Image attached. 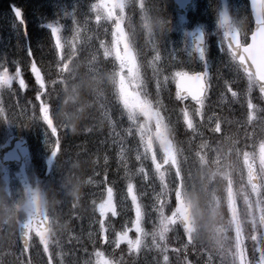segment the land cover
<instances>
[{
    "label": "rangeland",
    "instance_id": "1",
    "mask_svg": "<svg viewBox=\"0 0 264 264\" xmlns=\"http://www.w3.org/2000/svg\"><path fill=\"white\" fill-rule=\"evenodd\" d=\"M122 1V9L119 8L121 10L116 15L115 10L118 8L115 6L120 5L121 0H103L113 15V22L109 26L114 39L111 40L109 53H104L111 72L91 68L93 77L97 73L101 75L102 99L99 108L86 104L87 110L81 115L85 118L89 111L92 123L91 130H88L94 132L100 127V132H103L102 127L110 122L111 115L106 110L111 104L110 100H105V86L108 85L109 99L114 100L122 109L115 125L124 120L133 135L138 127L139 145L128 148V152H135L132 155L129 156L127 152V135L112 129L106 135L111 140L109 151H103L100 147L90 154V157L101 156L104 160L112 159L113 149L126 150L120 157L125 172L119 181L122 183L120 187L128 184L127 203L122 193L106 198L103 217L98 215V204L101 201L99 186L104 176L98 174L101 165L100 159H96L92 170L89 173L79 171L78 179L75 180L80 181L74 187L75 191H80L78 208L74 207L79 213L76 217L64 213L60 221L61 216L56 212L59 203L54 201L52 194V220L43 192L39 186L31 184V177L38 176L43 168L49 169L53 165L58 155L57 140L52 141L57 154L51 157L50 163L48 130L38 120L32 119L33 109L27 103L34 94L32 88L35 81L28 85L27 95H23L18 90L22 82L15 71L10 68L6 75L0 71V142L8 135L17 134L31 140L33 149V159L27 160L26 177L15 169H0V264H122L125 261L124 254L130 258V264H139L142 253L156 260L157 264H264V102L252 100L254 89L246 83L238 95L232 90L218 91L214 100L207 98L206 108L202 111L188 112L178 117L175 111L167 109L170 121L160 114L158 108V103L163 105L166 92H170L174 84H164V77L171 70H178L174 65L187 70L202 67L198 54H191L180 35L187 39V29L192 21L193 28L211 29L213 42H220L230 24L225 9L227 0H213L212 4L211 0H201L199 8L187 21L183 17L176 21L170 15H166L165 19H154L150 13L145 12V7H140L144 0ZM57 2L59 0L53 2L54 6H57ZM130 5L135 6V10L131 11ZM230 5L234 14L238 15L235 16L237 22L248 30L249 17L245 14V0H230ZM15 6L19 9L18 3ZM131 13L133 17L137 16L136 19ZM98 18H105L102 9H98L92 16L94 20ZM58 22L57 30L53 31L55 38H58L57 33L65 34L64 28L71 29L74 35L81 29L80 23H70L62 17V9ZM201 22L211 23L212 26H202ZM130 25L134 26L135 32L131 31ZM173 27L177 30L176 34L172 31ZM67 37L71 39L73 48L81 43L78 34L74 38L76 40ZM10 40L17 50L25 44L13 9H0V55L8 56V52H3V49L10 46ZM132 42L135 46L142 44L147 54L150 70L148 79L143 76V59L141 66L133 58L130 48ZM109 55L112 57L108 58ZM73 57L67 55L57 71L62 73L68 70L67 65ZM93 60H97L96 56ZM32 73L41 89L46 88L48 93L44 103L37 106L36 112L46 122L48 129H56V120L66 115L69 122L74 121L71 116L81 123L84 121V118L80 120L81 115L74 114L75 107L67 105L57 92L69 90V93L79 96L75 92L78 91L76 80H70L63 86L58 77L55 83L61 87L57 89L54 85H46L43 75L35 66H32ZM8 77H11L10 81ZM231 77L235 78L233 72ZM16 78L17 82H13ZM220 81L221 77L218 79ZM89 82L92 85L96 80L91 78ZM172 89L175 90V87ZM96 91L100 93V90ZM240 97H244L241 100L245 102V111L241 122H238L226 104L228 100ZM51 99H54V105ZM91 99L94 102L100 101L97 94ZM79 101L82 103L87 99L81 98ZM233 106L236 110L241 109L238 102L233 101ZM227 115L233 122H230ZM21 123L27 127H21ZM177 128L183 133L178 134ZM68 132L73 133L71 127ZM176 134L181 139V145L174 144ZM52 135L55 137V131ZM59 135L64 137V134ZM182 135H186L188 143L184 142ZM71 163L77 164L75 157ZM250 168L260 175L261 181L256 186L248 178ZM153 169L158 171L156 175L152 173ZM65 186L73 187L71 184ZM56 195L64 198V189L57 188ZM35 207L51 218L47 233L39 234L33 229L37 211ZM193 208H202L206 221L218 214L219 218L214 223L226 227L227 240L223 247H217L211 239L215 235L208 231L212 227L211 221L202 223L197 232L190 230V236L182 233L178 227L179 216L188 217L192 223ZM118 211L121 220L113 228L111 216ZM102 219L104 224L100 223ZM125 221L128 223L124 224ZM19 224L31 229L27 247H22L18 239ZM247 242L251 246H247ZM174 245L180 253L174 252ZM198 247L204 251L197 250ZM187 248L190 257L187 255L188 260L185 261L182 256ZM199 255L202 260L198 259Z\"/></svg>",
    "mask_w": 264,
    "mask_h": 264
},
{
    "label": "snow or ice",
    "instance_id": "2",
    "mask_svg": "<svg viewBox=\"0 0 264 264\" xmlns=\"http://www.w3.org/2000/svg\"><path fill=\"white\" fill-rule=\"evenodd\" d=\"M250 7H251V18H252V29L255 30V28L260 27L261 25H264V11L258 9L255 0H249ZM13 7L14 16L16 17V21L18 22L20 32L25 37V44H24V52L25 55L23 56L22 60H11L7 56V54L0 55V71H3L6 75L7 72L11 69L15 71V74L17 77L23 79L24 78V72L26 70H29L32 74V78L35 81L32 91L33 96L31 99L27 101L29 105L32 106L33 109V116L32 119L34 121L38 120L39 123H42L46 129L48 130L47 136H48V147L50 149V160L51 163L52 159L51 157H54L57 153L55 151V147L52 144V141L54 139L59 140V131L56 129H48L46 122L43 120L42 117L37 116V106L44 103L45 97L48 95L46 88L41 89L40 84L37 82V78L35 74L32 73V65L35 64L37 68L41 69V74L43 75V69L42 65L45 63V52L43 45H38L37 50L34 53L33 47L30 42L27 41V22L23 18V11L22 9H17L15 5ZM259 20V23H258ZM224 23V21H222ZM47 28L50 33V43L47 44L49 53H51L54 50L55 45V37L53 36V31L56 29V21L50 22L47 25ZM202 32L195 33L193 36L198 37L201 36ZM229 38V43H230ZM206 41L201 39V42L197 45L195 52L198 54L199 61L202 62V71H188L181 68L179 65H174L173 67L177 68L178 70L170 71L169 75H166L164 77V84L167 85L169 82H175L176 85V76L178 73H185L188 76L192 78H201L202 82L204 84L203 90L201 95L196 96L192 92L188 91H177L175 88L174 95L170 92V98L172 99L174 103L173 111H175L178 115V117H182L185 113L193 112V111H202L206 108V100L208 98V93L212 90V76H211V69L212 65L209 63L208 56H207V48L205 46ZM219 49L221 55V60H223V57L225 55H230V53H225V45L224 41L221 40L219 42ZM187 50V49H186ZM38 53V54H37ZM237 55H239V50H237ZM234 59V57H233ZM217 79H220L221 74L219 73V70H217ZM8 80H11V77H8ZM226 87H230L227 82H225ZM157 87L159 88V81L157 82ZM27 91L28 90V84L25 80V87L21 88L20 91ZM191 100L194 103L189 104L188 101ZM51 105L49 104V111H50ZM21 127H27L23 123L20 125ZM55 131V137H53L52 132ZM100 192H101V201L98 204L99 212L98 215L103 217V211H104V199L109 197H116L119 194H123L125 197V202L127 203V190H128V184L125 183L122 187H118V182L116 180H111L109 178V175L107 172H105L103 181L101 183ZM131 211V209H129ZM111 220L113 221L112 227H116V222L121 220V213L118 211L116 215L111 216ZM101 224H104L103 219L100 221ZM128 221H125L124 224H127ZM122 227L124 225H121ZM103 242V241H102Z\"/></svg>",
    "mask_w": 264,
    "mask_h": 264
},
{
    "label": "trees",
    "instance_id": "3",
    "mask_svg": "<svg viewBox=\"0 0 264 264\" xmlns=\"http://www.w3.org/2000/svg\"><path fill=\"white\" fill-rule=\"evenodd\" d=\"M27 1L30 5V9H28L30 13L27 16V19L29 18V16H31L29 23L27 24L28 25V33L30 35L33 34V36H34L33 40H32V42L34 44V53L36 52L38 45L45 46L44 51L46 49V51L49 55L50 71L54 75V73L56 72V65L59 64V56H58L59 53L56 50V45H54V50L51 53H49V49L47 46V40H48V43H50L49 30L45 26L39 24L38 21L36 19H34L35 16H32V14H31V12H33V14L40 13L41 12L40 9H43L45 7V5L47 4V0H27ZM74 8L75 9H73V10L67 9V12H70L72 14L73 17H71V18L78 20L80 17V14L78 13V11L76 9L77 7L74 6ZM58 10H59V8L55 9L52 4L49 8H47L46 13H49L48 15L51 18V20H50L51 22L55 21L56 15L54 16V14H56L58 12ZM64 17H65L66 21L70 22L67 14H64ZM33 20H36V22H34ZM42 36H45L46 41ZM54 79L55 78H53V76H49V78H47V82L49 83L50 87L55 84ZM25 80H26L27 84L30 85L31 77L27 71L24 72V78L21 81L22 85L19 88V91L21 88L25 87ZM15 82H17V81L15 80ZM55 87L57 89H59V85H55ZM20 92L27 95L28 90L27 91L21 90ZM81 92L83 93V96L90 95V93L86 89H81ZM63 95L64 94H61V96H63ZM51 100H52L51 104L54 105L55 104L54 99H51ZM74 104L76 105L77 103L75 102ZM83 118H84V116L81 115L80 120H83ZM65 119H66V117H60L56 120V125H57L56 130H58L59 133L64 134V137L61 138L59 135V140H57V149H58V155L57 156L58 157H57V160H55L56 163L53 161V163H55V165H54L55 168H54L53 172L51 173V175H53V178L51 181L54 185L64 184L63 180L62 181L58 180L59 179L58 174L60 175L61 178L67 176V177L73 179L78 175L79 169L80 170L81 169H87L90 166V162L87 160L88 151L91 148L96 146L94 143L98 139V136L96 135V133L89 131V130H91V128H90L91 125H88L87 122L83 121L81 123V122H79L78 119H76L72 122L71 121L69 122V121H65ZM73 123H75L77 130H76V132L69 134L68 128ZM86 131H87V134H85ZM99 143H100V139L97 140V146H99ZM82 155L86 158L85 159L82 158ZM73 157L78 159L79 168H78L77 164L71 163V159ZM42 171L43 172L39 176H36V178L38 180H42L45 174H47V173L49 174L48 169L46 167L43 168ZM46 179L47 178H45V180ZM71 206L72 205H71L70 201H66L63 204V207L61 206V211L71 215L75 212V208L72 209ZM151 264H153V262H151Z\"/></svg>",
    "mask_w": 264,
    "mask_h": 264
},
{
    "label": "water",
    "instance_id": "4",
    "mask_svg": "<svg viewBox=\"0 0 264 264\" xmlns=\"http://www.w3.org/2000/svg\"><path fill=\"white\" fill-rule=\"evenodd\" d=\"M258 9L264 11V0H255ZM184 10V8H181ZM259 23V20H258ZM230 38V43H229ZM226 38L227 43L236 54L241 66L248 72L253 73L264 96V25L255 28L250 34V43L247 46H240L237 35L234 38ZM196 41V39H195ZM192 79V77H191ZM185 77L178 80L180 91H184ZM200 88H197V93ZM201 92V91H200ZM28 154L25 142L18 137H9L0 148V164L1 165H17L21 172L24 171V159Z\"/></svg>",
    "mask_w": 264,
    "mask_h": 264
},
{
    "label": "clouds",
    "instance_id": "5",
    "mask_svg": "<svg viewBox=\"0 0 264 264\" xmlns=\"http://www.w3.org/2000/svg\"><path fill=\"white\" fill-rule=\"evenodd\" d=\"M71 130L76 132L75 123L71 124ZM219 218L218 214L211 216L206 221L205 212L202 208H193L192 209V224L191 231L197 232L201 227L202 223L207 224L209 221L212 222V227L208 229L209 232H214L215 235L211 237L212 241L217 247H223L226 240V227L215 224L214 222ZM163 239V236L161 237Z\"/></svg>",
    "mask_w": 264,
    "mask_h": 264
},
{
    "label": "bare ground",
    "instance_id": "6",
    "mask_svg": "<svg viewBox=\"0 0 264 264\" xmlns=\"http://www.w3.org/2000/svg\"><path fill=\"white\" fill-rule=\"evenodd\" d=\"M95 152H96V149H93V150L90 152V154L95 153Z\"/></svg>",
    "mask_w": 264,
    "mask_h": 264
}]
</instances>
